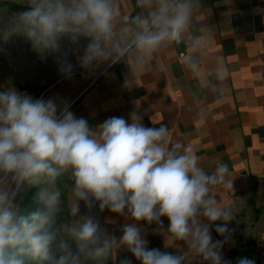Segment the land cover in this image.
<instances>
[{"label": "clouds", "instance_id": "1", "mask_svg": "<svg viewBox=\"0 0 264 264\" xmlns=\"http://www.w3.org/2000/svg\"><path fill=\"white\" fill-rule=\"evenodd\" d=\"M12 2L19 7L11 14L0 7V44L23 39L42 58L55 57L66 79L76 65L92 75L118 63L142 69L188 40L199 6V0H135L133 14L120 0ZM192 48L202 52L207 44L196 37ZM183 65L199 71L191 53ZM215 75L223 81L227 69L220 65ZM171 136L167 125L146 127L134 114L90 126L67 101L34 99L11 80L0 85V264H132L118 260L123 251L140 264H231L222 249L237 211L218 195L233 191L229 166L206 170L191 144ZM32 188L41 207L29 211L21 200ZM105 211L124 218L120 235L109 229L112 220L101 221ZM141 222L156 225L153 233L178 245L165 248L177 250L150 248ZM236 264L255 261L240 257Z\"/></svg>", "mask_w": 264, "mask_h": 264}, {"label": "crops", "instance_id": "2", "mask_svg": "<svg viewBox=\"0 0 264 264\" xmlns=\"http://www.w3.org/2000/svg\"><path fill=\"white\" fill-rule=\"evenodd\" d=\"M120 4L129 13L137 11L135 0ZM196 37L207 44L202 52L193 51ZM189 53L198 59L196 73L183 65ZM220 65L228 72L223 81L215 75ZM101 71L62 77L41 97L67 101L90 126L112 116L130 121L132 114L146 127L163 123L171 140L193 146L206 170L227 164L233 191L218 195L221 203L235 206L237 215L229 224L234 231L223 255L231 264L240 257L264 264V0H199L184 44L157 53L140 70L118 63ZM99 217L112 220L109 229L120 235L123 217L108 211ZM162 219L167 227V218ZM141 226L148 228L150 248L177 250L171 239L153 233L156 225ZM212 235L222 239L215 231Z\"/></svg>", "mask_w": 264, "mask_h": 264}, {"label": "rangeland", "instance_id": "3", "mask_svg": "<svg viewBox=\"0 0 264 264\" xmlns=\"http://www.w3.org/2000/svg\"><path fill=\"white\" fill-rule=\"evenodd\" d=\"M10 5L18 6L13 3L12 0H0V7L6 6L8 14L17 10L15 8H10ZM70 59L73 64L76 65V58L71 56ZM81 74H87L88 77L91 75L84 72L76 65L74 75ZM60 78H62V76L58 72V65L55 61V57L47 56L46 58H42L31 50L29 44L19 38L13 42H9L7 45L0 44V85L11 80L12 85L18 91L26 92L35 99L40 98L42 94ZM37 191V188H32L23 193L21 205L26 196L31 192H35L36 196ZM63 199L65 209L64 216L67 219V212L70 207L69 194L67 191H65ZM40 207L41 205L37 202V204L31 207V211ZM80 208L82 213L86 212L83 202H81ZM95 211L96 210H94V212ZM125 257L131 259L132 264H140L139 261H136L135 258L129 254L121 258L118 256V260ZM109 264H111V262H109Z\"/></svg>", "mask_w": 264, "mask_h": 264}, {"label": "trees", "instance_id": "4", "mask_svg": "<svg viewBox=\"0 0 264 264\" xmlns=\"http://www.w3.org/2000/svg\"><path fill=\"white\" fill-rule=\"evenodd\" d=\"M10 8L18 9L19 6L10 5ZM35 198V192L30 193L26 198L23 200L21 207L26 208L27 210L31 211V207L37 204Z\"/></svg>", "mask_w": 264, "mask_h": 264}, {"label": "built area", "instance_id": "5", "mask_svg": "<svg viewBox=\"0 0 264 264\" xmlns=\"http://www.w3.org/2000/svg\"><path fill=\"white\" fill-rule=\"evenodd\" d=\"M183 53H180V55H182Z\"/></svg>", "mask_w": 264, "mask_h": 264}]
</instances>
